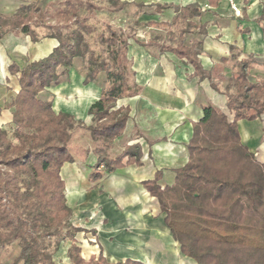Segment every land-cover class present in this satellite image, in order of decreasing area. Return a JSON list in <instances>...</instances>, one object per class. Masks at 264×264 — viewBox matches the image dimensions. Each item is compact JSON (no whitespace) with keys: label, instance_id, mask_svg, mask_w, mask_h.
<instances>
[{"label":"trees","instance_id":"obj_1","mask_svg":"<svg viewBox=\"0 0 264 264\" xmlns=\"http://www.w3.org/2000/svg\"><path fill=\"white\" fill-rule=\"evenodd\" d=\"M41 1L20 5L8 19V30L38 42L40 37L33 25L45 17ZM208 1L209 6H216L220 0ZM116 2L111 0L110 6L115 11L130 5L121 2L117 6ZM131 5L155 14L172 10L174 16L166 22H138V26L161 31L148 41L109 26V35L102 41L103 53H99L91 49L87 37L90 26L79 18V6L67 0L58 13L64 19L74 18L75 26H43L44 37L56 39L58 46L23 69L16 64L10 66L12 74L20 73V89L5 107L14 109L11 131L0 128V249L18 243L20 253L14 264H61L45 246L50 238L70 241L65 264H144L129 258L111 263L102 249L89 260L82 255L78 236L96 235V231L71 222L73 210L61 172L65 164L75 162L69 152L72 131L83 127L94 141L105 143L93 150L96 163L91 167V183L99 182L106 173L143 165L139 144L127 146L114 158L108 155L109 144L123 134L130 118L129 108L113 110L116 103L142 91L127 56L130 39L153 56L172 53L186 60L194 69L193 78L209 79L217 90L212 79L219 76L220 68L207 71L199 58L208 35L207 24L201 22L207 11L202 5ZM86 9L92 15L96 6L87 2ZM259 24L264 31V10ZM3 32L0 24V36ZM189 35L195 36L190 45ZM76 60L85 62L83 84L102 86L100 99L88 112L92 117L89 126L69 113H56L54 96L48 92L69 81ZM251 63V58L238 62L230 81L235 92L227 96V106L233 120L213 105H205L204 117L193 125L189 160L175 170V183L161 187V171L143 182L158 201L182 254L196 264H264V163L242 142L238 125L241 120L255 121L264 115V81H248Z\"/></svg>","mask_w":264,"mask_h":264},{"label":"crops","instance_id":"obj_2","mask_svg":"<svg viewBox=\"0 0 264 264\" xmlns=\"http://www.w3.org/2000/svg\"><path fill=\"white\" fill-rule=\"evenodd\" d=\"M35 1L0 0V16L7 15L9 19L20 5ZM123 2L202 5L207 11L201 22L207 24L208 35L199 58L207 71L220 68L219 76L212 79L218 90L209 79L193 78L194 69L186 60L172 53L153 56L135 40L129 41L127 56L142 91L116 103L113 110L129 108L130 118L123 134L109 144L108 154L114 158L127 146L139 144L143 165L106 173L102 180L91 183L95 155L90 152L84 161L73 156L75 162L65 164L61 172L68 205L73 210L72 224L96 231V235L80 234L83 239L79 246L87 260L97 257L102 249L111 263L129 258L144 264H196L182 254L165 224L158 201L145 189L143 182L152 180L157 171H161V187L175 183V170L189 160L188 144L193 125L204 117L205 105H213L233 120L227 96L235 91L230 81L238 62L251 58L248 81H264V31L259 24L264 0H232V3L220 0L216 6H209L208 0ZM232 4L242 13L244 11V16H237ZM150 13L153 19L148 22H166L174 16L172 10ZM3 29L0 36V128L12 124L14 109L5 107L20 89V73L12 74L10 66L16 64L23 69L28 63L47 57L59 44L56 39L44 36L34 43L25 34L10 31L8 27ZM187 38L190 45L195 36ZM84 75L72 69L68 82L49 88L48 92L54 96L56 113H69L89 126L92 117L88 112L100 99L102 86L99 83L84 85ZM238 125L242 142L264 163V115L255 121L241 120Z\"/></svg>","mask_w":264,"mask_h":264},{"label":"rangeland","instance_id":"obj_3","mask_svg":"<svg viewBox=\"0 0 264 264\" xmlns=\"http://www.w3.org/2000/svg\"><path fill=\"white\" fill-rule=\"evenodd\" d=\"M67 0H42L41 7L45 13L44 19L38 18L34 21V30L39 37L46 34V30L43 28L44 25H73L75 26L76 21L74 18L64 19L62 18L58 10L64 5ZM78 5V16L81 20H87L89 23V29L87 37L91 45V49L96 52L103 53V40L109 35V26L115 30H122L125 35L134 34L139 41H148L161 31L157 28L150 27L147 25L138 26V22L146 24V22L153 19L151 16V10H139L136 6L128 5L123 11H115L111 8V0H71ZM92 2L95 6L94 14H89L86 9V3ZM123 2V0H117L116 5ZM12 10V9H10ZM0 24L3 28L9 26L8 16L4 15L0 17ZM129 41H134L130 39ZM105 55V54H104ZM75 67L79 73L86 74L85 62L81 60L75 61ZM85 76V75H84ZM103 76V75H102ZM65 84V82L63 83ZM62 85V84H61ZM58 87V86H57ZM235 92V91H234ZM118 110V109H117ZM12 124L5 126L4 129L8 132L11 131ZM104 141H94L91 138L90 132L83 127H76L72 131V139L69 145V152L79 158L85 160L86 156L93 152L97 147H103ZM111 155V154H108ZM115 157V156H113ZM73 217V215H72ZM75 221V220H74ZM73 222V218H71ZM83 236H78V241H82ZM46 248L54 254V258L57 262L65 264L68 261L67 251L70 246V241L65 238H50L45 242ZM82 252V251H81ZM20 253V247L18 243H12L6 247L0 249V262L1 264H14Z\"/></svg>","mask_w":264,"mask_h":264},{"label":"built area","instance_id":"obj_4","mask_svg":"<svg viewBox=\"0 0 264 264\" xmlns=\"http://www.w3.org/2000/svg\"><path fill=\"white\" fill-rule=\"evenodd\" d=\"M231 3H232V0H231ZM232 9L235 11V14L237 16H241L242 15V12L240 10H238L234 4H232ZM103 168V167H102Z\"/></svg>","mask_w":264,"mask_h":264}]
</instances>
